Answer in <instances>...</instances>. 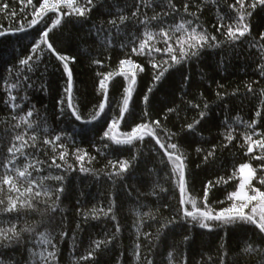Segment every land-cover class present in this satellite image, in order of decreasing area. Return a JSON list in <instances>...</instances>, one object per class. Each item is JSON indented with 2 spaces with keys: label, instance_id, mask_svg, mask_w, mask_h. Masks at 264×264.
Returning a JSON list of instances; mask_svg holds the SVG:
<instances>
[{
  "label": "trees",
  "instance_id": "obj_1",
  "mask_svg": "<svg viewBox=\"0 0 264 264\" xmlns=\"http://www.w3.org/2000/svg\"><path fill=\"white\" fill-rule=\"evenodd\" d=\"M252 2L80 0L84 16L62 7L38 19L43 0H0V230L19 234L0 239V264H264L255 225L204 220L202 228L199 216L239 204L229 199L239 165L264 164L245 142L264 138V6ZM241 14L249 31L232 40ZM181 23L187 33L176 31ZM192 28L209 37L196 55L180 44ZM145 32L155 38L137 54ZM126 59L143 69L135 83L117 74L101 90ZM169 153L183 161V193ZM25 168L30 175L20 177ZM10 200L17 210L3 211Z\"/></svg>",
  "mask_w": 264,
  "mask_h": 264
},
{
  "label": "snow or ice",
  "instance_id": "obj_2",
  "mask_svg": "<svg viewBox=\"0 0 264 264\" xmlns=\"http://www.w3.org/2000/svg\"><path fill=\"white\" fill-rule=\"evenodd\" d=\"M32 0H28V3L31 4ZM93 0H87V4H92ZM241 8H244V0H237ZM257 6H264V0H253V2L250 4L251 8H255ZM67 8L71 9L72 13H75L79 16H84L86 12L88 11L87 7H81L80 6V0H43V3L41 6L35 11V16L38 17V19H42L43 15L48 11H54L59 12L61 8ZM70 14L69 12H64V15ZM250 14V13H249ZM135 15V13H133ZM155 19V17H153ZM38 19H34L31 21L30 26L35 25L38 23ZM126 17H120L121 22L125 20ZM60 23V20L57 19L55 21V25H58ZM113 24L116 23V21H112ZM190 23V22H189ZM54 25V26H55ZM184 30L186 33L188 30L185 28V24L181 23L177 26L176 31ZM249 31L248 25L245 23V15L241 14L239 16V19L236 23L235 28L229 27L227 31V35L230 39L236 40L239 39V37L244 36ZM3 34V33H0ZM164 37H168V32L161 30L160 33ZM145 39L142 40L139 44L138 48H133V52H136L137 54H144V51L146 48H149L150 42L155 38L154 35L151 32H145ZM47 37H48V31H45L42 34V39L44 43H47ZM264 39V37H261ZM209 37L204 35L203 33H198L195 28L191 29V32L188 33V39L187 41L181 40L180 44L183 49V46L187 44V47L189 49H192L194 51L191 52L192 55H196V51L200 47H203L205 43H207ZM211 39H215V37H212ZM49 49H51L53 52L55 50L52 48L51 44H48ZM152 50V49H149ZM155 51H159V49H155ZM167 51L171 53L173 51L172 48H168ZM188 55L187 52L181 51L180 58H184ZM58 58L62 61H66L68 58L64 56H59ZM173 62H179L178 58L176 56L171 57ZM22 63H27V60L22 61ZM153 67H157V65H153ZM65 69L67 70V63H65ZM120 69L121 71L119 73H109L108 75L104 76L103 79L100 81V88L101 90L106 89V81H108L112 76L114 75H123L125 79H129L131 83H135V76H136V70L139 69V71H143L142 68H139L138 65H134L131 60L126 59L122 60L120 62ZM164 70H161L159 74L156 76V79L159 80L160 77L163 75ZM15 87V85H13ZM66 91H71V73L69 72V85ZM151 91V89H149ZM129 95H130V88H129ZM106 96V93H105ZM15 99V97H13ZM147 99V98H145ZM71 106V105H70ZM104 105H100V110H103ZM128 108V98H125L123 101V107L121 111V116H123L124 111H126ZM75 114V110H74ZM29 117L32 115L31 112H28L27 114ZM259 115V113H257ZM79 119V115L76 117ZM198 123V121H197ZM156 124L158 125L159 122L157 121ZM31 127V124L28 125ZM148 125H142L138 126V128L134 131L140 130V128H147ZM189 128H192L193 125H189ZM148 135H152L151 132L147 133ZM107 135V134H106ZM143 137H141L142 139ZM231 138V137H229ZM16 140H22L23 137L17 135L15 137ZM56 139H59L57 137ZM48 143V141H45ZM117 143H130L129 141H116ZM245 142L248 144L247 152L252 153L254 147H257L261 150L260 155H256L254 157H251V159L255 160H261L264 161V138L262 139H256L253 140L251 135H248L245 137ZM26 143V142H25ZM157 143H159V140H157ZM163 147V145H161ZM170 148L175 149L177 146L175 144L169 145ZM20 151L19 148L16 147L15 144H13L9 149L8 152L12 154L13 157H15V153ZM169 159L172 160V162L175 165L174 170L179 173V181H180V187L182 193L184 192V175H183V161L181 160V157L178 155H175L174 153H169ZM174 157V158H173ZM63 154L61 155L60 159H63ZM79 159H83V156L78 157ZM13 161H10L9 163H12ZM127 167L126 162H122L120 165L121 170H125ZM240 174V181H239V189L238 191H234L230 196L229 199L239 201V204H233L230 208L226 209L225 211H222L218 213L217 215L213 216L211 212H203L199 213V216L202 218L200 222V227L202 228H209V224L204 223V220H222L225 223L229 222H236L237 220H241L247 224L255 225L261 233H264V191H261L259 187H256L252 184V181L255 179L258 181L260 185H264V164H261L259 168H254L251 166L250 163H244L242 164L239 169ZM261 171L262 175L257 176V172ZM18 175L20 177H25L26 175H30L28 173L27 168H25L24 171H18ZM34 182V181H33ZM3 183L12 185L14 190H19L15 188V184L11 179H4ZM28 191H31L29 188ZM251 193V195L249 194ZM37 196H39V193H36ZM252 202H256V204H253ZM4 202L0 200V204H3ZM194 203V201H193ZM250 205H252L250 207ZM257 205L262 209L260 214H257ZM19 207H28L31 208L32 205L30 203L21 202L19 203ZM18 208L17 200H10L8 203V206L4 207L2 210L5 212H12L16 211ZM245 209H249V212H245ZM187 216L192 217L193 220L197 219V216L194 215L192 212H186ZM13 232L15 235H19L15 232V229H9L8 231L0 230V239H12L13 237L8 235V232ZM43 235V234H42ZM42 242L50 243L51 241L48 240H42ZM97 247H99V244H97ZM251 245L248 246V248L245 249V251H252ZM54 255L53 253H48V257H51ZM48 257H43L44 259H47Z\"/></svg>",
  "mask_w": 264,
  "mask_h": 264
},
{
  "label": "rangeland",
  "instance_id": "obj_3",
  "mask_svg": "<svg viewBox=\"0 0 264 264\" xmlns=\"http://www.w3.org/2000/svg\"><path fill=\"white\" fill-rule=\"evenodd\" d=\"M244 164V163H243ZM242 165V164H241ZM241 165H239V167L241 166ZM239 167H238V169H239ZM239 172V171H238ZM239 181H240V174H239ZM238 189H239V182H238V185H237V187H236V189L234 190V191H238ZM233 191V192H234ZM233 192H231V194L233 193ZM259 207V206H258ZM260 208V207H259ZM262 211V209L260 208L259 209V214H260V212Z\"/></svg>",
  "mask_w": 264,
  "mask_h": 264
}]
</instances>
